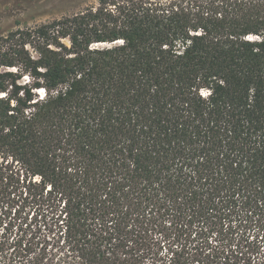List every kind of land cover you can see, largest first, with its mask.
<instances>
[{"label":"trees","instance_id":"obj_1","mask_svg":"<svg viewBox=\"0 0 264 264\" xmlns=\"http://www.w3.org/2000/svg\"><path fill=\"white\" fill-rule=\"evenodd\" d=\"M0 264H264V0L1 34Z\"/></svg>","mask_w":264,"mask_h":264},{"label":"rangeland","instance_id":"obj_2","mask_svg":"<svg viewBox=\"0 0 264 264\" xmlns=\"http://www.w3.org/2000/svg\"><path fill=\"white\" fill-rule=\"evenodd\" d=\"M98 0H0V35L18 27H32L54 18L68 16ZM14 216L12 211L11 217ZM32 212L27 208L20 214V221L30 222ZM16 229V228H15Z\"/></svg>","mask_w":264,"mask_h":264},{"label":"snow or ice","instance_id":"obj_3","mask_svg":"<svg viewBox=\"0 0 264 264\" xmlns=\"http://www.w3.org/2000/svg\"><path fill=\"white\" fill-rule=\"evenodd\" d=\"M248 39H252V37H248ZM25 79H27V78H25ZM40 91L43 92V89H41Z\"/></svg>","mask_w":264,"mask_h":264},{"label":"water","instance_id":"obj_4","mask_svg":"<svg viewBox=\"0 0 264 264\" xmlns=\"http://www.w3.org/2000/svg\"><path fill=\"white\" fill-rule=\"evenodd\" d=\"M103 45H106V44H103Z\"/></svg>","mask_w":264,"mask_h":264}]
</instances>
